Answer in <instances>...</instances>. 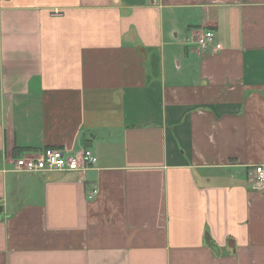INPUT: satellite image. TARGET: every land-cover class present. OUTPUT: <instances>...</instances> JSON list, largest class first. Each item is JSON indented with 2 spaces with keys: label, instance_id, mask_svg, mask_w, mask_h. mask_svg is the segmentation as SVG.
<instances>
[{
  "label": "crops",
  "instance_id": "1",
  "mask_svg": "<svg viewBox=\"0 0 264 264\" xmlns=\"http://www.w3.org/2000/svg\"><path fill=\"white\" fill-rule=\"evenodd\" d=\"M257 165L264 0H0V264H264Z\"/></svg>",
  "mask_w": 264,
  "mask_h": 264
},
{
  "label": "built area",
  "instance_id": "2",
  "mask_svg": "<svg viewBox=\"0 0 264 264\" xmlns=\"http://www.w3.org/2000/svg\"><path fill=\"white\" fill-rule=\"evenodd\" d=\"M215 42L216 34L211 30L203 32L198 38L201 49L213 46ZM98 162L99 157L91 149H84L74 154H68L62 149H52L42 154L20 157L16 160L15 165L19 172L27 174L43 172L76 173L85 172L96 166ZM250 175L255 184L264 186V165L254 166ZM98 193V190H94L89 199H94Z\"/></svg>",
  "mask_w": 264,
  "mask_h": 264
},
{
  "label": "trees",
  "instance_id": "3",
  "mask_svg": "<svg viewBox=\"0 0 264 264\" xmlns=\"http://www.w3.org/2000/svg\"><path fill=\"white\" fill-rule=\"evenodd\" d=\"M0 212H1V210H0Z\"/></svg>",
  "mask_w": 264,
  "mask_h": 264
}]
</instances>
